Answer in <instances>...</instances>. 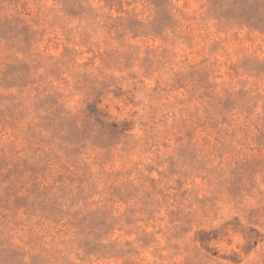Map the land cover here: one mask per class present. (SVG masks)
I'll use <instances>...</instances> for the list:
<instances>
[{
	"label": "rangeland",
	"instance_id": "rangeland-1",
	"mask_svg": "<svg viewBox=\"0 0 264 264\" xmlns=\"http://www.w3.org/2000/svg\"><path fill=\"white\" fill-rule=\"evenodd\" d=\"M0 264H264V0H0Z\"/></svg>",
	"mask_w": 264,
	"mask_h": 264
}]
</instances>
